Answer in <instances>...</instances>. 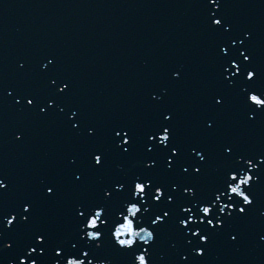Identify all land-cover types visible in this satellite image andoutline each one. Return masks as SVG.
Here are the masks:
<instances>
[{
    "label": "snow or ice",
    "instance_id": "snow-or-ice-1",
    "mask_svg": "<svg viewBox=\"0 0 264 264\" xmlns=\"http://www.w3.org/2000/svg\"><path fill=\"white\" fill-rule=\"evenodd\" d=\"M190 0L193 72L102 111L53 53L0 58V150L57 135L55 163L0 166V264H228L264 252V28ZM10 120L17 124L4 133Z\"/></svg>",
    "mask_w": 264,
    "mask_h": 264
},
{
    "label": "water",
    "instance_id": "water-1",
    "mask_svg": "<svg viewBox=\"0 0 264 264\" xmlns=\"http://www.w3.org/2000/svg\"><path fill=\"white\" fill-rule=\"evenodd\" d=\"M56 0H52V2H55ZM100 1L98 0L99 4ZM111 0H108L107 2H110ZM149 1H154V0H127L121 4V0L116 1L117 3H120L122 7H128L132 9L135 7V10H133V14L131 15V18L134 19L135 24L138 26H141L142 29H144V25H150L156 30L164 28V24L168 23L166 19H169L168 16L165 14L163 15V12L161 10L162 5L165 3L166 0H156L157 1V7L155 9H152V11H148L151 7V3ZM177 3L175 7H173V11L176 13V17L180 22L182 23L184 21L183 18H179V14L181 13V5H183L184 1L182 0H172ZM95 2V1H94ZM97 2V1H96ZM186 7H190V0H186ZM10 5V6H9ZM19 5H26L27 8H34L36 12H41V7L45 11L46 15L49 16L48 18L43 17L45 20L41 23L38 19H34L36 21H39L38 23L34 24L33 21L29 19L30 17L28 16H23L25 18L21 19V15H19L20 18H18L14 14V8L19 6ZM49 4H47L44 0H7L6 4H0V58H7L8 57V52L9 50L7 49L11 47V49H14V54L16 55V58L20 57H33V58H38L41 54H43V51L45 47H52L50 49L51 53L56 54L59 56V58L62 60L65 59V56H63L66 52V50L69 48L71 45V41L69 40L68 34L70 27H72L71 20H68L69 18L67 16L59 18L60 20L58 22H53L52 18V12H50L48 9ZM69 5L65 7H69ZM118 8V5L115 6ZM93 8V7H92ZM178 10L176 11V9ZM192 9V8H191ZM117 10V9H116ZM161 10V11H160ZM150 15L149 17L147 16V13ZM96 11H91L89 12V16L91 17H96ZM194 14V11L192 9V12L189 14L187 13L185 16L186 18H192ZM178 15V16H177ZM88 17V23L91 21ZM175 19V18H174ZM130 20L128 17L122 18L120 20V23L116 25L112 20L111 22H103L104 26L101 28L96 29V31L93 33V37L95 39H92L91 42L90 36H84L85 38V43L87 45L94 44V47H97L98 45L102 46V49H97V51H93V48H88L86 49V52L93 51L91 53L92 58H89L90 66L91 69L88 67V63L86 62L88 59L86 57L83 59V62L81 61L80 64H78V67L75 68L74 66L71 65L70 60L66 64L68 65V68L70 70H81L83 72L77 75V77H80L81 83H82V88L83 91L86 89V94L89 98L93 100H98L95 106H100L99 108L102 111L108 110V108L111 106L110 101H106L105 97L108 94L107 88L105 86V83L103 81V72H104V65H102V62H105V67L107 69L114 70L116 72L117 68L121 65L122 66V61L116 59L118 55L115 56V51L112 49L115 44H117V39L122 38V41L126 43L129 47H131V51L129 54H132L133 56L126 55V58H123L127 60L128 65L130 66L132 63H135L136 65H140V62L142 61V58L144 57L145 59L149 57V53H144L143 50L145 48L150 49L152 47H157L156 40H152L151 37L149 38H143V37H137L132 39L131 38V33L133 32L131 26L132 24H129ZM157 20V21H156ZM96 21V19L94 20ZM166 21V22H165ZM253 22V21H250ZM186 24L190 23L189 21H185ZM254 23V22H253ZM170 25H172L171 20L169 22ZM185 26H188L186 25ZM33 25V26H32ZM166 27V26H165ZM197 27V26H196ZM11 29H15V32L11 34L10 32ZM149 29V28H148ZM167 31L168 28L166 27ZM154 32V31H153ZM158 32H161L158 31ZM191 35L197 34L196 30H191L190 31ZM54 36L53 38V35ZM179 38V36H178ZM89 39V40H88ZM180 39V38H179ZM197 41L198 36L195 38ZM110 44H108L107 42ZM90 43V44H88ZM135 43V44H134ZM81 44V41L79 40V45ZM178 48H177V53L182 55L181 51L182 49L185 48L183 44L178 43ZM197 46L193 47L195 50L192 52L188 50L187 54L182 55L183 59L188 60V62H191V59L194 57V53H196L198 49V44L196 43ZM63 46H66V50H63ZM148 46V47H147ZM143 48V49H141ZM32 49H35V52H32ZM33 53V54H32ZM70 53V52H69ZM75 54L78 55L76 52ZM123 54H126L123 53ZM88 56V55H87ZM89 55V57H91ZM79 59V58H77ZM86 60V61H85ZM192 63V62H191ZM110 71V70H107ZM100 75H99V74ZM106 80L109 81V79L105 76ZM91 81V85L89 87L86 86V83ZM104 97V99H103ZM89 102L92 103V100ZM109 103V106H108ZM17 126L16 122L14 120H10L8 124V129H15ZM50 136L54 139L57 140V135L56 134H51ZM7 137V136H6ZM41 137H38L36 141L33 143H37ZM45 139L44 141H46ZM49 141V138H48ZM50 142V141H49ZM55 141L52 142L49 146H46L44 152L47 151L49 152V148L51 145H54ZM57 145V142H56ZM43 147V146H42ZM45 154H42L40 157H37L38 154L34 156V154L26 160L24 165H27L29 168L32 170H39L41 169V161H45L48 158L44 156ZM8 153L5 152V150H0V162L1 159L4 157H7ZM40 163V164H38ZM256 250H249L244 253H232L228 254L225 253L223 250L220 251L221 259L222 260H227L228 264H264L262 263V258L264 259V252H259L256 251L257 253H254ZM220 255V254H219ZM261 260V261H260ZM264 261V260H263Z\"/></svg>",
    "mask_w": 264,
    "mask_h": 264
}]
</instances>
